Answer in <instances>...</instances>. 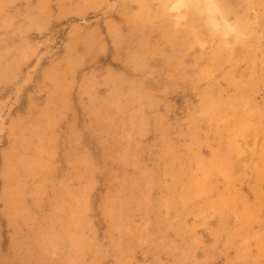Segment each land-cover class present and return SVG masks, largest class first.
<instances>
[{
    "label": "rangeland",
    "instance_id": "rangeland-1",
    "mask_svg": "<svg viewBox=\"0 0 264 264\" xmlns=\"http://www.w3.org/2000/svg\"><path fill=\"white\" fill-rule=\"evenodd\" d=\"M170 1L0 0V264H264V0Z\"/></svg>",
    "mask_w": 264,
    "mask_h": 264
},
{
    "label": "bare ground",
    "instance_id": "bare-ground-1",
    "mask_svg": "<svg viewBox=\"0 0 264 264\" xmlns=\"http://www.w3.org/2000/svg\"><path fill=\"white\" fill-rule=\"evenodd\" d=\"M172 1V2H171ZM170 2H171V4L173 5V10L171 9V11H174L175 13H176V11L177 10H180V7L181 6H183V5H185L186 4V2H188L187 0H171ZM190 1V0H189ZM209 2V1H208ZM208 4H209V6H211V7H209L208 6ZM207 4V9L209 10V8H211L210 10H212V11H215V7H214V5H213V3L211 4V2H209ZM175 9V10H174ZM217 10V9H216ZM211 11V12H212ZM213 13V12H212ZM221 19H222V17H220ZM219 19V18H218ZM219 21H221V20H219ZM222 21H224V20H222ZM211 24H213L212 26H214L215 27V29L217 30V28H219L222 24L221 23H219L218 22V20H217V18H215V17H213L212 18V23ZM223 27V26H222ZM214 29V28H213ZM215 31V30H214ZM223 33H224V35H225V37L224 38H226V42H227V44H229L231 41L230 40H235L234 42H236L237 41V39L239 38L238 36H240L239 34L238 35H234L233 36V34H237L236 33V31H235V29L229 24V23H227V22H225V32H224V29L222 30V35H223ZM232 34V37H231V39H230V36L229 35H231ZM227 36V37H226ZM228 38V39H227ZM235 38V39H234ZM230 39V40H229ZM230 41V42H228V41ZM233 40H232V44L234 43L233 42ZM231 44V45H232ZM242 145V144H241ZM242 147H243V145H242ZM242 152V151H241Z\"/></svg>",
    "mask_w": 264,
    "mask_h": 264
}]
</instances>
